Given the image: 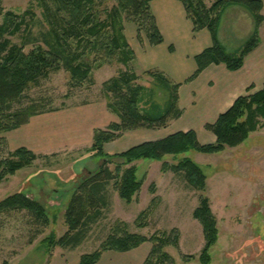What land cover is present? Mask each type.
Returning <instances> with one entry per match:
<instances>
[{
    "label": "rangeland",
    "instance_id": "1",
    "mask_svg": "<svg viewBox=\"0 0 264 264\" xmlns=\"http://www.w3.org/2000/svg\"><path fill=\"white\" fill-rule=\"evenodd\" d=\"M210 3L207 0V4ZM47 5L50 10L55 7L50 1ZM116 5L117 0H105L101 7L111 9ZM2 7L0 25L5 13L12 11L26 18V25H31V37H38L47 30L41 0H2ZM27 11L34 13V21H30L31 13L26 14ZM122 19L127 40L138 53L130 68L139 75V83L144 87L140 107L147 111L153 104L166 106L170 87L143 71L138 46L147 41L145 34L141 33L139 41L136 25L124 14ZM254 30L255 20L247 8L229 5L224 9L218 36L229 54H238ZM28 33L25 30L9 37L13 43L23 44L25 51H29L40 41L28 42L24 38ZM257 35L264 51V22ZM124 69L125 66L116 61L102 64L92 71L93 84L80 87L72 83L69 72L64 68L51 71L26 91L15 107L20 109L35 104L39 110L53 111L88 102L103 103V82ZM180 83L185 115L169 123L168 130L171 131L185 121L197 122L199 119L198 112L188 100L192 81L187 79ZM195 85H198L194 89L199 97L204 85L201 82ZM166 132L158 131L159 134ZM129 136L133 135L113 141L106 150L104 147V155H97L91 145L37 154L38 157L29 165L6 176L0 182V201L17 192L26 194L44 206L47 222L38 221L25 209L0 214V264H48L54 252H63L69 261L75 260L101 248L110 234L125 232L167 241L163 250L174 264H204L199 259L205 246L203 227L193 217L203 195L210 200L218 229L217 240L209 249L210 261L206 264H264V126L251 133L241 145L228 147L219 153L204 154L190 149L178 155H167L161 160L138 159L126 163L112 154L129 148L125 144ZM200 140L205 143L202 135ZM8 153L4 148L1 155L7 156ZM184 157L195 161L205 173V191L192 189L181 174L163 170L164 161L174 164ZM116 165L123 168L134 165L136 177L142 181L132 200L122 199L114 183L110 182L106 191L107 205L101 216L87 228L82 242L75 247L53 243L67 231L64 212L80 179L88 175V171L94 172L103 166L114 170ZM143 212L146 214L142 216ZM143 244L150 253L153 242L149 240Z\"/></svg>",
    "mask_w": 264,
    "mask_h": 264
},
{
    "label": "trees",
    "instance_id": "2",
    "mask_svg": "<svg viewBox=\"0 0 264 264\" xmlns=\"http://www.w3.org/2000/svg\"><path fill=\"white\" fill-rule=\"evenodd\" d=\"M48 1L54 4L53 10L49 9ZM103 1L105 0H41L47 30L42 31L38 37H31V25H26V18L12 11L5 13L0 25V182L38 157L25 147L8 151L7 156L1 155L6 148L3 134L27 124L37 114L48 112L39 110L35 104L20 109L15 106L20 103L26 91L51 71L64 68L69 72L72 83L80 87L93 84L92 71L102 64L116 61L125 66L124 70L102 84L107 108L117 121L106 128L94 130L91 147L97 155H104L105 144L120 138L125 132L163 129L172 120L183 115V109L179 106L181 83L172 82L163 71L157 69L146 70L144 74L154 76L164 86L170 87L169 101L166 106L153 104L147 111L140 107L144 87L139 83V75L130 68L135 53L125 35L122 15L136 25L139 41L141 33H144L150 45L161 44L164 38L151 10L152 0H117L116 7L111 9L101 7ZM179 1L192 23L193 31L207 29L212 39L211 45L194 57L197 67L188 80H193L212 64H223L230 71L239 70L245 56L260 42L257 34L264 22L263 0H209V5L207 0ZM229 5L247 8L255 20L254 33L238 54H229L218 36L222 13ZM2 10L0 0V13ZM29 12L32 18L30 21H34V13L27 11L26 14ZM25 30L29 32L24 35L25 40L40 41L33 44L29 51H25L23 44L13 43L9 37ZM253 88L250 85L247 94L238 96L226 111L218 115L215 122L205 124L206 130L215 135L216 139L212 143L200 142L197 133L190 129L174 132L158 140L142 142L112 156L131 163L138 159L161 160L167 155H178L190 149L213 154L228 147H237L251 133L264 126V85L254 92L251 91ZM162 168L164 171L171 170L175 174H181L192 189L205 191L206 175L191 158L184 157L174 164L164 161ZM110 182L114 183L119 196L127 202L132 200L142 184L136 177L134 165L126 168L116 165L114 170L103 166L97 171H88V175L82 177L76 185L65 208L64 222L67 231L53 243L56 242L61 247H75L82 242L87 228L101 216L102 209L107 205L106 191ZM24 209L38 221L47 222L44 206L26 194L17 192L0 201V214ZM145 214L146 212L141 213L142 216ZM193 217L203 227L205 246L199 259L206 264L210 261L209 249L215 244L218 235L217 220L207 196L200 197ZM149 240L153 242V246L142 264H174L169 254L163 250L167 241L154 237L148 239L128 232L110 234L101 248L81 255L77 264H96L105 251L126 252Z\"/></svg>",
    "mask_w": 264,
    "mask_h": 264
},
{
    "label": "crops",
    "instance_id": "3",
    "mask_svg": "<svg viewBox=\"0 0 264 264\" xmlns=\"http://www.w3.org/2000/svg\"><path fill=\"white\" fill-rule=\"evenodd\" d=\"M151 10L164 41L158 45H150L148 41L144 45L140 43L138 51L144 64L143 71L161 70L171 81L183 82L195 72L197 66L194 57L211 45V35L207 29L193 31L192 23L179 0H152ZM129 44L133 49L130 41ZM261 48L259 42L245 56L239 70L230 71L223 64H212L191 80L192 89L188 100L192 104L190 106L198 112L197 122L183 121L184 123L172 131L168 130L169 124L165 129L158 130L168 131L163 134H159L157 130L138 129L125 132L120 138L132 134L125 143L130 148L145 141L164 138L177 131L192 129L197 133L200 142V135L205 143L214 142L215 135L206 130L205 124L215 122L218 115L226 111L238 96L247 94L250 85L254 86L251 91L264 85V51ZM134 53L135 60L138 53ZM200 82L204 87H201V95L198 97L194 88ZM192 93L194 95L190 99ZM179 106L184 109L182 86L179 88ZM184 115L183 110L180 118ZM115 121L117 119L108 110L105 101L88 102L37 114L27 124L5 132L3 136L7 151L25 147L36 154L57 152L92 145L94 130L106 128ZM112 142L105 144V150ZM148 254L145 244L126 252L108 250L103 252L96 264H142ZM79 260L80 258L69 261L65 253L54 252L48 264H77Z\"/></svg>",
    "mask_w": 264,
    "mask_h": 264
}]
</instances>
